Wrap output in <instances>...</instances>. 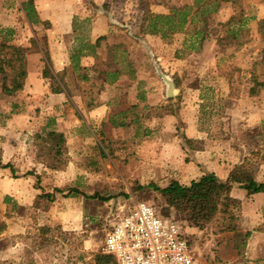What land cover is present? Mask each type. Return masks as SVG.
<instances>
[{
    "label": "rangeland",
    "instance_id": "rangeland-1",
    "mask_svg": "<svg viewBox=\"0 0 264 264\" xmlns=\"http://www.w3.org/2000/svg\"><path fill=\"white\" fill-rule=\"evenodd\" d=\"M197 2L202 0H50L49 3L56 6L81 4L85 7L81 18L78 15L73 18L77 30L65 37L71 49L77 43L72 41L76 36L87 43L90 20L98 13L107 12L112 31L130 38L132 55L128 59L135 62L144 56L155 69V62L159 61L161 73L158 79L153 76L154 84L157 81L166 88L169 86L167 81L176 82L177 86L183 87L184 93L164 104L165 107L160 106L159 111L148 104L140 109L123 106L116 110L127 113L114 118L112 123L99 122L89 126L80 123L70 127L71 131L79 130L82 139L71 143L67 165L54 172L37 158L39 147L34 135L40 132L46 118L50 123L56 117L55 111L36 102L32 103L33 107L26 108L23 98L15 93L5 94L1 89L0 73V126L16 112L30 110V117H34L32 124L18 129V132L27 129L33 132L17 144L11 161L6 162L0 157L3 160L0 161V179L24 177L28 188L32 186L37 191L30 201L22 200L17 204L7 200L4 196L6 184L0 182V264H94L92 254H103V241L113 222L137 201H147L162 215L177 221L198 259L206 264H264V193L247 195L245 189L233 183L230 193L240 200L234 216L219 213L199 228L183 212L169 206L163 195L154 189L165 187V182L161 184L160 181L169 175L153 172L151 165H157L162 159L161 143H167L173 136L183 141V149L188 146L192 150H201L195 166L204 173H217L215 175L225 181L230 170L244 162L253 171L255 180L264 182V35L258 27V21L264 18V0L217 1L205 11L198 10L193 14ZM14 3L15 0H0V10L6 9L9 15L15 13L14 20H17L15 28L2 27L0 43L10 45L6 42L9 37L26 40L25 46L22 44L24 47L20 45L25 54L41 48L43 71L51 78L53 67L46 32L51 23L45 20L38 29L18 24L21 15L13 7ZM184 6L188 7V19L192 21L182 30L165 36L149 32V15L168 14L172 7ZM51 8L50 15H53L55 9ZM24 10L27 14L29 7ZM239 12L245 19L244 27L250 30L249 40L237 45L235 41L224 44L227 40L223 39L217 44L215 38L226 35L220 24L233 14L238 16ZM12 14L9 25L13 23ZM34 17L35 11L31 13V18ZM203 27L205 38L200 42L195 29ZM182 42L185 45L180 48ZM6 51H0V57L5 60L12 54L8 50V54L2 56ZM177 55L179 63H183V56L188 61L185 74L176 72L173 75L167 70L169 65L163 63L171 62ZM217 56V62H214ZM74 58L73 55L71 66L76 62ZM119 59V53L106 45L97 64L106 71L118 69ZM79 61L78 58L77 70H81ZM2 67L6 73H11L10 66L2 64ZM177 67L182 64H176ZM48 82L51 89H59L54 77ZM75 83L79 84L74 80ZM188 87L192 89L188 90ZM228 87L230 92L227 94ZM183 104L196 109L201 138L189 140L183 137L185 120L180 113ZM168 105L170 110L174 105L177 112L170 130L167 128L171 122L161 118ZM158 115L161 119L156 120L154 116ZM121 121L125 122L121 124ZM8 138L12 141L10 136ZM135 151L139 154L128 158L127 153ZM137 164L140 166L135 168ZM225 174L226 178L219 177ZM186 175L191 177L193 173ZM237 190H243V193L237 194Z\"/></svg>",
    "mask_w": 264,
    "mask_h": 264
},
{
    "label": "crops",
    "instance_id": "crops-1",
    "mask_svg": "<svg viewBox=\"0 0 264 264\" xmlns=\"http://www.w3.org/2000/svg\"><path fill=\"white\" fill-rule=\"evenodd\" d=\"M26 2L27 0H15L13 7H15L21 15V21L18 22V24L22 23L29 29H38L45 20L51 23L50 30L46 31L48 36L47 42L50 47L49 55L53 67L49 77H54L60 87L59 89H51V83L48 82V79L51 78H48L43 71L44 62L42 58L44 52L39 48L37 51H29L26 53V77L24 79L23 88L15 92V95L19 96V98H23L26 108L29 106L33 107L32 103L36 102L42 104L46 109L50 108L55 111L56 117L51 119L50 123L46 118L44 126L40 129H54L58 132H62L66 137L68 154H71V143L73 145V143L82 139L78 132L79 130L71 131L69 129L70 127L80 123H85L88 126L99 122L112 123L114 122V118L118 116L123 117L127 113L126 110L121 109L119 112L116 110L123 106L140 109L148 104L153 106V109H158L159 111L160 106L165 107L166 105L164 104L171 103L176 99L178 94L184 93L183 87L177 86L176 82H172L173 88L171 94L168 92V87L164 88V86L157 83V81L154 84L153 76L155 75V79H158V74L161 73L159 70L161 68L159 61L155 62L157 65L155 69L154 66L151 67V63L145 60L144 56H142V60H136L135 62L128 59L132 55V47L128 42L130 38L122 36L121 34L117 35L112 31L114 29L113 26L111 27L110 21H108L107 12L98 13L90 20L89 28L87 27L89 38L85 41L87 43H84V39H78L76 36L72 41H77V43L75 47L71 49L67 45L65 37L77 30L78 25L73 18L76 15L81 18L84 13L82 10H85V7L81 4L56 6L55 4H50V0H33L35 17L32 19V11L28 10L27 13L29 16H27L24 10ZM52 6L55 12L52 11L53 15H50L51 9H53L51 8ZM13 7H11V9ZM10 15L7 13L6 9L0 10V22H2L0 33L2 32V27L11 26L15 28L17 25V20H14L15 13L12 14L13 23L9 25ZM10 39L11 37H9V41L6 42L17 46L22 44L25 46L26 44V40ZM155 39L160 38L155 37ZM106 45L111 46L114 53H119L120 59L118 61V69L106 71L104 68L100 69L97 64L99 62L97 59L100 58V55H103ZM183 45H185V43L182 42L179 47L181 48ZM184 49L185 48H183V50ZM174 51L176 53V49ZM177 53L180 52L178 51ZM73 55L76 62L75 64L72 63L71 66V57H73ZM177 57L178 55L175 57L173 56L171 62L166 63V61H163V63L165 62L164 64L169 65L167 70H170L171 74L176 75L179 72H181V75L185 74L188 61L184 59L185 56H180L183 58V63L182 61L179 63L180 60ZM78 58L80 60L79 66H81V70H77ZM217 59L218 56L216 57V61L214 58V62H217ZM176 64H182L183 68H176ZM178 75H180V73ZM166 76H168V74H166ZM74 80L79 82V84H74ZM199 87L203 88L202 85H199ZM229 87L227 89L225 88L227 94L230 92ZM189 88L190 87H188V90L192 89ZM200 88L197 89L199 92ZM170 98H172V100ZM168 106L167 112H164L161 118L167 123L171 122V124H168L169 127L167 128L170 130V126H172L174 122L172 119L175 118V114L177 117V112L174 105H172L173 110H170V105ZM190 108L191 105L188 104V106L186 105L181 108L180 112L182 117H184L182 120H185L182 127L183 137L189 140L197 137L201 138L198 126L199 116L195 113L196 109L194 107ZM75 109L76 111L78 110L77 115ZM29 111L27 112L25 110V112L10 114L4 122H1L0 134H2L3 137H0V157L6 162L11 161L10 157L14 156L17 150V144L20 143L22 139L26 140L33 132L28 129L26 132H18L20 127L30 125L34 122V117H30ZM59 111L62 113L61 115L57 114ZM154 117H156V120L161 119L159 115ZM124 122L125 121H121V124ZM4 136L7 137L5 138ZM8 136H10V140L12 141L9 142ZM161 144L163 148L161 155L162 159L156 163L157 165H151L153 172L161 175L163 173L169 175L160 181L161 184L165 182L164 185L166 186L170 183V180H177L179 183L189 184L190 181L204 174V170L201 171V168L195 166V161L200 157L199 154L201 150H192V148L188 146L186 149H183L185 144H183L182 140L180 141L178 136H175V138L173 136L167 143ZM14 145L16 147H14ZM131 153L133 154L127 153L128 158L132 157V155L136 156V154H139V151ZM187 157H189V159H187ZM2 159L0 161H3ZM16 166H13V168ZM138 166L140 165L137 164V167H134L138 168ZM155 166L158 167L155 168ZM178 170L182 172V174L179 173ZM7 171L11 170L8 169ZM53 171L58 172L60 170ZM191 172L193 175L188 177L186 174ZM14 174H17V172H14ZM215 174L217 175V173ZM226 176L227 174L219 177L224 179ZM0 182L4 185L6 184L4 196H6L9 202L13 201L20 204L23 201H30L37 193L32 186H30L31 190L28 188V181L24 177L9 176L6 177V181L0 179ZM26 182L27 184H25ZM24 184L25 187H23ZM238 192L242 194L243 190H237L236 193L239 194ZM258 194L260 193L252 195ZM16 228L17 226L15 225L14 229Z\"/></svg>",
    "mask_w": 264,
    "mask_h": 264
},
{
    "label": "trees",
    "instance_id": "trees-1",
    "mask_svg": "<svg viewBox=\"0 0 264 264\" xmlns=\"http://www.w3.org/2000/svg\"><path fill=\"white\" fill-rule=\"evenodd\" d=\"M217 1L227 2L233 0H202L201 3H196L197 8L193 11V14L198 10H201V12L205 11V8L213 6ZM26 6L27 8L29 7V11L34 12L32 0H28L25 3V8ZM188 15L187 6L183 8L172 7L168 14L149 15L147 17L150 22L149 32L161 33V36H165L180 31L187 23H191L192 19L190 21ZM27 16H29L28 13ZM242 16L241 12H239L238 16L233 14L228 20L220 24L225 28L226 35L222 38L216 37L215 41L217 44H220L223 39L227 40L224 44H232L235 41L237 45H242L249 40L250 30L244 27L245 19ZM235 24H237L236 27H234ZM258 27L259 29L261 28L262 35H264V18L258 21ZM205 31V27L195 29V34L199 36L200 42L205 38ZM4 50L7 51L2 56L8 54V50L12 54L7 60L0 57L1 89L5 94L10 95L23 88L27 73L26 54L20 46L2 42L0 43V51ZM2 64L10 66V74L4 71ZM34 139L39 147V154L36 156L47 168L58 170L63 169L67 165L68 148L66 137L62 132L54 129H40V132L35 133ZM6 166L9 165L7 164ZM253 174L251 168L242 162L236 164L230 170L225 181L220 180L213 173H204L186 185L179 183L177 180H172L167 186L162 188L154 187V189L163 195L169 206L183 212L193 225L201 228L219 213L234 216L235 210L240 205V200L233 197L230 193L233 183H237L240 188L245 189L247 195L264 193V182L256 181ZM92 257L94 264H109L113 262L117 264L111 255L93 253Z\"/></svg>",
    "mask_w": 264,
    "mask_h": 264
},
{
    "label": "built area",
    "instance_id": "built-area-1",
    "mask_svg": "<svg viewBox=\"0 0 264 264\" xmlns=\"http://www.w3.org/2000/svg\"><path fill=\"white\" fill-rule=\"evenodd\" d=\"M101 252L117 264H206L180 224L147 201H137L113 222Z\"/></svg>",
    "mask_w": 264,
    "mask_h": 264
},
{
    "label": "water",
    "instance_id": "water-1",
    "mask_svg": "<svg viewBox=\"0 0 264 264\" xmlns=\"http://www.w3.org/2000/svg\"><path fill=\"white\" fill-rule=\"evenodd\" d=\"M167 83H168V92H169V94H171L172 93V88H173V83L171 82V81H167Z\"/></svg>",
    "mask_w": 264,
    "mask_h": 264
}]
</instances>
